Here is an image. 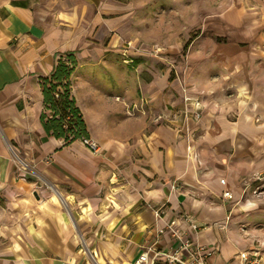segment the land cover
Returning <instances> with one entry per match:
<instances>
[{
  "label": "crops",
  "instance_id": "0c3cea01",
  "mask_svg": "<svg viewBox=\"0 0 264 264\" xmlns=\"http://www.w3.org/2000/svg\"><path fill=\"white\" fill-rule=\"evenodd\" d=\"M79 1L0 0V264H126L146 251L166 264L176 231L215 249L211 264L252 249L264 264V0H229L175 86L167 76L140 95L112 69L115 50L89 41L116 30L118 6L93 0L92 20ZM67 53L99 154L42 125V79Z\"/></svg>",
  "mask_w": 264,
  "mask_h": 264
},
{
  "label": "rangeland",
  "instance_id": "374dc122",
  "mask_svg": "<svg viewBox=\"0 0 264 264\" xmlns=\"http://www.w3.org/2000/svg\"><path fill=\"white\" fill-rule=\"evenodd\" d=\"M72 1L75 5L81 3ZM103 1L118 6L119 25L113 32L96 27L89 41L95 48L115 50L108 53L112 55V69L126 78H135L139 95L141 87L149 85L152 89L167 76L171 80L167 88L175 86L205 22L229 3V0ZM91 5L94 6H91L93 20L97 7L93 0ZM80 75L78 69L72 77V88L78 97L85 98L86 89L80 85ZM101 211L106 210H97V215ZM71 216L74 217L72 213Z\"/></svg>",
  "mask_w": 264,
  "mask_h": 264
},
{
  "label": "trees",
  "instance_id": "16d2710c",
  "mask_svg": "<svg viewBox=\"0 0 264 264\" xmlns=\"http://www.w3.org/2000/svg\"><path fill=\"white\" fill-rule=\"evenodd\" d=\"M77 65L74 53H67L59 57L53 73L42 79V125L48 135L63 140L65 146L84 137L89 138L86 122L72 90L71 78Z\"/></svg>",
  "mask_w": 264,
  "mask_h": 264
},
{
  "label": "built area",
  "instance_id": "2783aa9c",
  "mask_svg": "<svg viewBox=\"0 0 264 264\" xmlns=\"http://www.w3.org/2000/svg\"><path fill=\"white\" fill-rule=\"evenodd\" d=\"M81 143L94 154H99L101 152L100 145L91 138L84 137L81 139ZM19 167L23 171H28V165L25 162H20ZM255 181H257L258 184L254 193L260 195L264 188V173L257 174L255 176ZM223 195L224 197L232 199L230 192L226 191ZM183 220L189 222L192 231L196 232L199 230V226L188 218H183ZM173 236L181 241V245L174 252L164 254L166 264H211L210 259L216 253L215 249H208L206 246L197 245L189 239L184 241L182 234L178 231L174 232ZM240 258L243 264H260V252L257 249L241 253ZM126 264H151V258L146 251L140 254L135 261Z\"/></svg>",
  "mask_w": 264,
  "mask_h": 264
}]
</instances>
